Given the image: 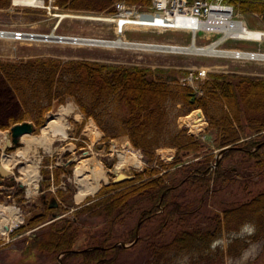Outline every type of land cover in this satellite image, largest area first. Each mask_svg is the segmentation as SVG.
<instances>
[{
  "label": "trees",
  "instance_id": "16d2710c",
  "mask_svg": "<svg viewBox=\"0 0 264 264\" xmlns=\"http://www.w3.org/2000/svg\"><path fill=\"white\" fill-rule=\"evenodd\" d=\"M115 1L55 3L66 10L111 12ZM123 1L142 8L150 4V0ZM9 4L10 0H0V8ZM241 11L259 12L264 20L263 3L243 2ZM201 88L198 95L180 84L174 73L145 65L56 57L13 63L0 60V130L29 121L36 133L49 111L72 99L84 116L94 120L104 141L127 136L147 163L134 172L133 179L109 182L80 204L72 202L68 182L66 187L58 186L56 194L66 206L51 208V200L16 233L47 221L54 210L64 213L77 207L73 210L76 217L99 206L109 223L121 220L125 212L134 215L130 228L114 238L109 224L86 246L67 248L63 254L66 259L79 257L80 264H115L120 254L133 250L146 258L147 264H178L174 256H189L187 264H218L220 253L236 257L250 244L260 243L263 259L248 264H264V75L211 73ZM194 108L203 111L208 129L215 134V145L219 149L229 146L213 160V168L203 142L176 125L178 116ZM164 146L177 151L169 163L154 155ZM180 152L204 156L197 161L182 160ZM226 158L234 162L232 168L223 166ZM180 164V170H173ZM60 168L70 174L69 168ZM44 173L47 189L49 174ZM2 177L0 173V180ZM55 183L58 185L59 180ZM15 189L16 193L23 190L18 184ZM213 197L214 207L208 204ZM40 200L45 201L44 196ZM110 213H114L111 218ZM147 226L151 231L139 235ZM246 226L250 228L248 234L242 232ZM223 234L230 238L225 249L211 248ZM135 239L127 247L118 244Z\"/></svg>",
  "mask_w": 264,
  "mask_h": 264
},
{
  "label": "rangeland",
  "instance_id": "374dc122",
  "mask_svg": "<svg viewBox=\"0 0 264 264\" xmlns=\"http://www.w3.org/2000/svg\"><path fill=\"white\" fill-rule=\"evenodd\" d=\"M118 1V0H116ZM115 1V2H116ZM44 6H49V9L42 6H15L12 5V0L6 8H0V29H13L17 27H23L27 30L47 32L55 26L58 17L52 14H71L63 17L57 27L54 29L56 33L61 34H75L79 36H86L94 39H114L116 35L113 32L114 26L104 19L110 12L89 13L80 11H68L60 9L54 6L53 2L44 1ZM114 2V3H115ZM113 7V5H112ZM113 12V11H111ZM246 16V14H242ZM100 18V19H98ZM249 27L253 29H263L264 20L258 18L254 20L252 17H248ZM126 38L132 39L135 42L144 43H169L174 44L177 42L188 44L192 39V36L181 31L170 30L166 32H126ZM196 44H202L200 42L204 39L197 38ZM216 39V36L210 37L205 43L208 44L212 40ZM220 45H218L219 47ZM226 46H236L240 48L249 49H262L264 50V41L252 42V41H229ZM35 57H56L61 60L69 59H90L101 61L105 63H123V64H137L150 66L152 69H160L166 72H172L178 78L185 75L187 69L194 67H207L208 74L203 80H194L190 87L195 92L197 89H202V85L210 78L211 73L219 72H238L250 75H264V61L258 62L252 59L242 60L238 57L232 56H206L205 54H194L187 52H165L162 50H145L140 48L131 47H107L101 45L79 44L71 42H60L55 40H26L21 42H15L14 40L0 37V60L2 62H19L30 60ZM1 93V92H0ZM60 106L70 107V111L65 114L64 122L68 124L67 136L65 138H53L51 141V150H45L43 145L36 141H28L25 138H30L29 135L38 136L41 134L42 127L46 124L48 118L58 111ZM177 107H180L178 104ZM201 108H194L193 110ZM187 114L180 115L176 118V125L179 128H184L189 134H192L188 127L179 123V118L186 116ZM91 122L96 126L99 134L96 139H92L88 130ZM32 124V123H31ZM33 130H34V125ZM0 130V134L5 133L8 137V145L4 148L0 147V165L2 166V157L4 154L13 155L17 162L10 166L8 170L10 173L4 174L0 180V203L15 206L22 214V220L19 222L7 236L0 237V264H80V258L66 259L62 252L67 248L80 249L86 246L97 232L101 233L106 230L107 227H112L114 238L118 235H123L126 229L131 226L130 218L134 215H130L129 212H125L121 216V220L108 222V218H105V214L101 211L102 207L96 209V207L85 210L82 213L75 214L74 211L77 207H70L67 212H59L54 210L53 213L58 214L54 219H48L47 221L34 225L32 228L24 231L16 230L22 225H26L27 220L31 218L35 213L42 211L45 204L55 200L56 206L51 208H58L66 206L62 198L56 194L58 186L66 187L67 182L71 186L70 198L73 203L80 204L84 199L77 202L75 201V193L77 191V182L74 179V168L80 160H95L97 161L106 173L107 179L102 181L99 187H102L106 183H109L114 177L116 171L115 166L117 163V150L125 149L127 146L131 147L138 155L141 161L140 168L131 167L121 172L125 174H134L135 171L142 170L146 165V161L143 157V153L139 149H135L127 136H121L118 139H112L110 141L103 140V133L97 127L96 123L91 117L84 116L78 109L77 105L72 99H67L64 103L58 105L55 109H52L45 115L44 123L38 128V131L12 137L10 128ZM193 135L197 136L199 140L205 145V151H208L210 155V166L215 167L213 160L219 159L218 147L214 143L215 134L212 130L208 129V123L201 132H195ZM233 146H236L235 144ZM167 147L169 151L166 153L158 152L157 149L154 155L163 162H171L174 160L177 151L173 147ZM22 153L23 155L18 154ZM182 160H201L204 155L195 156L193 153L184 155L179 153ZM47 157V160H46ZM46 160V161H45ZM70 162V166L66 164ZM234 162L228 158L223 160V166L232 168ZM36 166L39 177L37 180V190L35 194H27V183L23 181V169L27 167ZM70 169V174L64 173L60 167ZM210 168V169H211ZM178 171L181 169V164L176 165L173 170ZM58 175L56 178V172ZM49 174V185L47 186V179H45V173ZM198 171V170H196ZM199 172V171H198ZM55 179L59 180L58 185L55 183ZM13 184V185H12ZM20 185L23 190L21 193H16V185ZM10 185V186H9ZM44 195L45 201H41V195ZM216 200L214 197L208 200V204L214 207ZM36 206H34V205ZM34 206V207H33ZM58 212V213H57ZM110 217L114 213H110ZM52 217V216H51ZM74 220H73V219ZM70 224H67L70 222ZM54 226L50 227V223ZM150 224V223H149ZM61 228H64L61 230ZM151 226H147L146 229H142L139 235H144L146 230L151 231ZM60 229V231L56 230ZM245 234L250 233L248 226L242 229ZM36 240V242H34ZM230 241L227 234L215 241L211 248L216 249L217 246L225 249L227 243ZM34 242V243H33ZM36 243L38 245H36ZM219 258L218 264H248L251 262H261L263 255H261L260 243L250 244L240 255L236 257H229L223 253ZM137 255L136 251H129L120 254L115 264H147L146 258ZM60 257V261H59ZM183 257L174 256V263L187 264L188 260ZM173 264V263H172Z\"/></svg>",
  "mask_w": 264,
  "mask_h": 264
},
{
  "label": "bare ground",
  "instance_id": "6f19581e",
  "mask_svg": "<svg viewBox=\"0 0 264 264\" xmlns=\"http://www.w3.org/2000/svg\"><path fill=\"white\" fill-rule=\"evenodd\" d=\"M12 5H28V6H41L42 0H12ZM60 19L68 16L67 14H54ZM100 19V18H98ZM117 19V18H116ZM116 19L109 16L102 20L109 21L112 24H115V28L117 29ZM215 21L220 22L219 18H215ZM124 22V20H121ZM223 25H218L221 29H224L226 33H234L237 34L241 31L239 27L236 25H232L227 20L223 21ZM177 24H187L189 20L187 19H178L176 17ZM217 23H212L210 26L215 27ZM248 35L258 37L261 34L259 31L248 29L246 31ZM6 37L5 33L0 32V37ZM32 38V37H31ZM33 39L35 36H33ZM39 39H50L60 42H67L66 38L63 36L56 35L54 32L49 34L47 38L41 37ZM221 39L218 40V42ZM71 43H79V44H90V45H101L107 47H133L140 48L145 50H162L165 52H177V51H185L188 53L194 54H223L224 56H232L238 57L240 54L235 51H219L217 49V42L206 47H198L192 42L187 47H181L176 44L169 43H144V42H129L125 41L122 38L116 39L114 41H104V40H95L90 37H80L76 40L71 39ZM70 107L60 106L56 114L50 116L46 122V124L41 129V134L38 136L29 135L30 138H25L28 141H36L39 144L43 145L45 150H51V141L53 138H65L67 136L68 124L64 122L65 114L70 111ZM179 123L189 128L191 132H200L204 127V122L202 118L201 111L199 109L193 110L186 116L179 118ZM90 136L92 139H96L99 132L96 129V126L91 122L88 127ZM28 134V133H26ZM25 135V134H24ZM8 137L5 133L0 134V147L4 148L8 145ZM167 147H160L157 149L158 152L166 153L169 151L166 149ZM117 163L115 166V171H123L131 167L140 168L141 161L138 158L137 153L129 146L125 149L117 150ZM23 155L22 153H19ZM24 156V155H23ZM2 166L7 171L10 169V166L14 165L17 162V159L13 155L4 154L2 157ZM74 179L77 182V191L75 193V201L79 202L84 199L87 195L93 194L96 189L100 186L101 182L107 179L106 173L103 170V167L95 160H80L76 164L74 171ZM39 174L36 166L27 167L23 169V181L27 183V194L33 195L37 190V180ZM22 220L21 212L12 205L1 204L0 203V237L7 236L19 222Z\"/></svg>",
  "mask_w": 264,
  "mask_h": 264
},
{
  "label": "built area",
  "instance_id": "2783aa9c",
  "mask_svg": "<svg viewBox=\"0 0 264 264\" xmlns=\"http://www.w3.org/2000/svg\"><path fill=\"white\" fill-rule=\"evenodd\" d=\"M245 1L264 3V0H151L147 8L141 9L137 5L118 0L113 4V12L109 16L114 19L117 18V29L115 28V24L114 28L118 34L130 30H178L190 33L194 38H208L211 35L218 34L219 37L211 42V44L217 42L216 45H220L229 40L262 42L264 40V28L251 29L261 33L258 37L250 36L246 32L250 28L239 10L241 3ZM176 17L178 19H187L189 23L177 24ZM215 18H219L220 22L215 21ZM121 20H124V22H121ZM224 20H227L232 25H236L241 31L237 34L226 33L224 29L218 26L223 25ZM212 23H217V25L212 27L210 26ZM0 32L9 35L13 40H22L33 36L32 33H26L22 30H0ZM219 39L221 40L218 42ZM225 51L228 52L231 50ZM235 52L240 54L238 56L240 59L264 61V52L261 50H236ZM215 55L222 56L223 54ZM206 74L207 70L204 68H192L182 78V81L191 84L194 79H203L206 77Z\"/></svg>",
  "mask_w": 264,
  "mask_h": 264
},
{
  "label": "water",
  "instance_id": "95a60500",
  "mask_svg": "<svg viewBox=\"0 0 264 264\" xmlns=\"http://www.w3.org/2000/svg\"><path fill=\"white\" fill-rule=\"evenodd\" d=\"M10 133L12 137H17V136H22L26 133H30L32 132V124L30 122H22V123H18L13 125L10 128ZM229 148V146L223 147L219 150V155H221L224 151H226ZM0 173L4 176V174L6 173H10L9 171H7L6 169L3 168V166L0 165ZM134 175L133 174H125L124 172H116L114 177L111 179L112 183H117V182H121V181H125V180H131L133 179ZM99 187L96 189V191L94 193H96L98 191ZM91 194V195H94ZM41 196H44L43 194ZM53 205H55V201H52ZM55 217V214H53L52 219ZM136 241L133 240L132 242L126 244L124 242H119L118 244L127 247L132 245L134 242ZM71 251H75V250H71ZM62 254H64V252H62ZM59 261H60V257H59Z\"/></svg>",
  "mask_w": 264,
  "mask_h": 264
}]
</instances>
